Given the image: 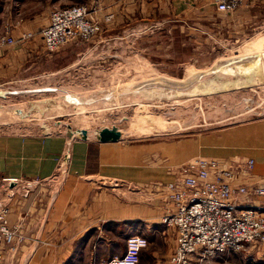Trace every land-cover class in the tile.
Returning a JSON list of instances; mask_svg holds the SVG:
<instances>
[{
	"label": "rangeland",
	"instance_id": "374dc122",
	"mask_svg": "<svg viewBox=\"0 0 264 264\" xmlns=\"http://www.w3.org/2000/svg\"><path fill=\"white\" fill-rule=\"evenodd\" d=\"M174 1L178 5L165 13L164 22L158 6L149 13L150 0H0V33L8 30L16 38L38 31L54 8L87 4L99 20L114 14L90 39L54 52L43 47L37 55L22 48L27 55L21 66L0 74V90H18L0 95V134L59 133L70 141L67 154L73 142L96 145L95 127L119 125L120 144L139 145L143 158L134 167L124 164L120 179L109 175L95 184L114 190L126 203L149 206L163 201L172 206L165 184L174 176L165 172L178 171L192 157L212 152L210 157L243 162L263 154L264 23L238 33L233 14L219 12L211 0ZM37 38L0 49L9 52ZM68 126L86 128L87 139L68 136ZM189 148L194 154L182 158ZM97 151L90 145V154ZM93 158L89 169L96 168ZM65 168L51 181L54 186L64 182ZM40 183L12 181L2 196L10 204L11 196L27 197ZM28 184L25 194L19 187ZM208 264L262 263L240 251Z\"/></svg>",
	"mask_w": 264,
	"mask_h": 264
},
{
	"label": "crops",
	"instance_id": "0c3cea01",
	"mask_svg": "<svg viewBox=\"0 0 264 264\" xmlns=\"http://www.w3.org/2000/svg\"><path fill=\"white\" fill-rule=\"evenodd\" d=\"M149 4V13L153 5L164 11L158 17L164 22L168 18L165 13L178 5L174 0H150ZM179 11L187 12V8ZM231 14L238 33L247 26L264 23V0H245ZM152 15L157 19L156 13ZM41 44L42 40L37 38L25 46L12 47L9 52L0 49V74L21 66L27 55L23 51L33 55L44 52ZM69 142L59 133L0 134V179L16 177L20 185L35 179L42 182L32 186L27 197H20L19 192L11 196L8 223L17 225L24 238L14 254L6 255V264H96L124 252L127 237L133 234L149 239L138 264H167L176 245V228L167 226L162 215L172 206L164 201L155 206L141 201L126 203L114 190L95 184L97 179L106 180L109 175L114 179L125 176L119 171L124 169V164L134 167L140 163L141 147L119 141L98 140L96 145L73 142L65 162ZM90 145L97 146L98 151L90 154ZM193 154V150L186 149L182 158L188 159ZM92 155L96 168L89 169ZM210 156L212 152L206 155ZM257 157H254L255 166L250 173H237L232 180L234 185L264 180V153ZM65 167L68 171L64 182L54 186L51 181ZM178 171L165 172V176L175 177ZM19 188L24 189V186ZM3 194L0 188V195ZM242 253L259 258L264 264V243H250Z\"/></svg>",
	"mask_w": 264,
	"mask_h": 264
},
{
	"label": "built area",
	"instance_id": "2783aa9c",
	"mask_svg": "<svg viewBox=\"0 0 264 264\" xmlns=\"http://www.w3.org/2000/svg\"><path fill=\"white\" fill-rule=\"evenodd\" d=\"M244 2L211 0L221 12H233ZM95 16L87 4L54 8L48 22L36 32L25 31L18 38L8 30L0 33V48L39 35L44 48L54 52L71 41L92 38L114 14L107 13L104 20ZM254 166L253 156L243 162L195 156L180 165L178 174L165 184L172 208L163 220L176 228V245L167 264H208L216 256L242 251L250 243H264V180L232 182L237 173H250ZM2 181L5 195L9 183L20 182L16 177H3ZM29 184L23 185L25 194ZM8 212L9 200L0 196V264H6V255L14 254L24 238L17 225L8 223ZM148 244L146 236L130 235L124 252L96 264H138Z\"/></svg>",
	"mask_w": 264,
	"mask_h": 264
},
{
	"label": "water",
	"instance_id": "95a60500",
	"mask_svg": "<svg viewBox=\"0 0 264 264\" xmlns=\"http://www.w3.org/2000/svg\"><path fill=\"white\" fill-rule=\"evenodd\" d=\"M264 55V53H263ZM15 91H18V90H0V95L1 96H6L7 93H10V92H15ZM18 112L20 110H17ZM47 128V126H46ZM68 130H67V135L70 136V137H73V136H78L82 139H87L88 137V130L86 128H78V129H75L73 130L71 127L68 126ZM49 132L45 133V134H48ZM93 134L97 137V139L99 141H118L119 139L122 138V128L119 126V125H116V124H112L111 126H108V125H105V126H101V127H95L93 129ZM68 158H69V153L65 154V158H64V161H68ZM107 181V179L105 180V182ZM116 181H113V184L115 183Z\"/></svg>",
	"mask_w": 264,
	"mask_h": 264
}]
</instances>
